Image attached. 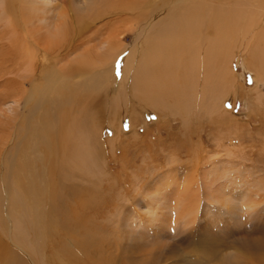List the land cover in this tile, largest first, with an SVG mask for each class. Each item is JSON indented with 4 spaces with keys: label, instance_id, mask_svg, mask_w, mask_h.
I'll list each match as a JSON object with an SVG mask.
<instances>
[{
    "label": "bare ground",
    "instance_id": "bare-ground-1",
    "mask_svg": "<svg viewBox=\"0 0 264 264\" xmlns=\"http://www.w3.org/2000/svg\"><path fill=\"white\" fill-rule=\"evenodd\" d=\"M56 1L0 0V102L9 99L17 106L22 99L21 117H29L21 128L24 136L16 157L2 161L1 234L27 251L32 264H48L41 246L42 233L48 231L44 222L59 229L49 237L63 249L66 264H166L163 245L155 250L138 242L128 245L133 241L132 218L117 224L112 233L103 227L97 221L104 215L95 206L97 199L74 182L93 176L105 117L121 109L131 114L125 97L157 115L186 110L203 94L209 111H216L223 102L211 99L224 87L223 73L233 72L240 60L246 71L256 70L257 82L264 79V0H82L71 17L57 12ZM129 16L132 19H126ZM105 19L102 32L97 25ZM93 28L97 31L89 37ZM130 38L127 46L125 39ZM113 85L115 98L110 96ZM103 93L109 95L106 103ZM11 178L18 181L16 186H10ZM224 178L220 172L214 182L202 185L201 218L211 210L214 222L190 236L196 245L193 264H264V196ZM234 189L241 193L240 200L232 196ZM30 190L35 197L46 196L44 204H32ZM185 200L180 199L177 209ZM211 203L218 211H212ZM237 213L247 214L242 222L247 216L253 222L248 234L255 230L253 239L222 243L231 238L229 221ZM221 234L227 238L221 241ZM3 239L0 236V263L26 264L9 252ZM220 249L232 254L214 263Z\"/></svg>",
    "mask_w": 264,
    "mask_h": 264
},
{
    "label": "rangeland",
    "instance_id": "rangeland-1",
    "mask_svg": "<svg viewBox=\"0 0 264 264\" xmlns=\"http://www.w3.org/2000/svg\"><path fill=\"white\" fill-rule=\"evenodd\" d=\"M82 4V0H57L53 3L57 12L62 11L70 17L72 10L78 6L81 8ZM126 19L132 18L129 16ZM107 21L105 19L97 25L103 28L102 32H105L103 25ZM92 30L88 34L89 37H93V32L97 31L95 28ZM132 41V38L125 39V44L130 46ZM233 69V72L223 73L224 87L219 88L220 94L211 99L223 102V107L216 111L211 109L209 111L208 98L203 94L196 102L190 101V107L186 110L182 109L180 112L177 111L178 113L166 110L157 115L149 109L145 110L137 104H131V99L125 97L126 103L131 105V114L127 116L121 109L115 115L105 117L102 132L98 134L101 136L103 146L99 152V159L95 162L93 176H90L89 181L74 182L81 189L88 188L91 191L89 193L91 199H97L98 203L95 206L104 210L103 218L97 221L103 227L112 233L117 224L132 218V229H129L132 233L128 231L133 241L128 245L131 247L133 243L138 242L152 250L163 245L165 250L163 254L167 255L165 257L169 258L170 262L176 261L175 263L167 261L166 264H193L196 253H192L193 249L196 250V245H194L195 238L190 236L195 235L199 227L213 226L214 215L211 210L210 213H205L203 219L201 218L204 208L201 202L203 183L214 182L217 174L223 172L226 180L234 178L238 180L237 186L246 185L249 189L253 188L254 190L250 189L251 192L257 189L260 195L264 196V79L257 82L254 76L256 70L250 68V71H246L241 60ZM116 90L117 86L113 85L111 98H115ZM103 95L105 103L108 102L109 95L107 96L106 93ZM23 111L22 99L17 106L9 99L0 102V174L3 168L2 161L5 163V159L12 155L16 157L15 151L21 147L24 136L21 128L29 118L28 115L21 117ZM16 183L18 181L15 178L10 179V186H16ZM1 190L0 186V212L4 211L5 207L3 204L5 198ZM238 192L237 189L232 190V196L240 200L241 193ZM12 194L16 195L15 192ZM28 196L31 197V203L37 205L44 204L46 198L43 195L35 197L32 190ZM182 198H186L187 203L184 202L177 209ZM160 203H163L162 206H158ZM211 205L213 212L218 211L215 210L216 206L213 203ZM209 206H206L207 211L210 209ZM262 206L264 208V203ZM39 211L45 214L43 210L39 209ZM242 215L247 214H234L228 226L231 238L222 243L227 242V245H231L236 237L238 239L247 236L249 241L253 239L255 230L252 235H248L252 231L253 222H250L248 216L246 222H242V219L240 220ZM181 217L186 219L182 220ZM43 224L44 231L48 230L43 231L41 238L42 251L46 256L45 262L66 264L64 256L61 255L63 249L61 251L59 244L54 243L55 237H49L52 230L58 234L59 229L56 231L51 225L45 227V222ZM141 228L144 230L141 231ZM139 231L142 232L141 235ZM2 232L3 230H0L3 239L5 236H2ZM220 236L216 237L222 241L226 235ZM4 239L8 244L9 252L21 256V260L26 264H32L31 259L26 255L27 251L13 246L6 237ZM222 243L218 242V247H221ZM23 247L29 248L28 245ZM220 250L214 263H220L222 259L232 254V251ZM29 255L34 257L32 252ZM77 257L76 253L74 258ZM68 259L71 258L66 257V260ZM39 264H42V260H39Z\"/></svg>",
    "mask_w": 264,
    "mask_h": 264
}]
</instances>
